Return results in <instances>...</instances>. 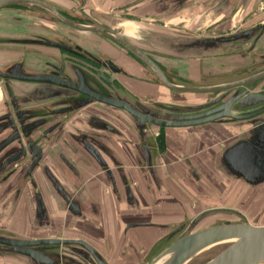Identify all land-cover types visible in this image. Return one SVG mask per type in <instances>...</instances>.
<instances>
[{
  "label": "water",
  "instance_id": "obj_1",
  "mask_svg": "<svg viewBox=\"0 0 264 264\" xmlns=\"http://www.w3.org/2000/svg\"><path fill=\"white\" fill-rule=\"evenodd\" d=\"M28 4L47 10L76 33H93L115 41L140 59L154 76L124 54L114 60L96 48L88 52L80 45L72 48V41L35 23L20 24L27 30L17 35L21 40L3 42L32 47L25 49L29 56H35L30 62L44 65L43 73L28 74L22 62L13 63L0 72V79L39 86L42 101H51L30 112L23 109L25 102L18 100L23 91L11 101L16 105L14 110L31 158L24 176L9 188L8 206L4 209L0 202V261L108 264L96 247L78 235L80 229H68L70 236L62 240L44 233L51 230V220H70L78 223L77 228L85 223L101 230L99 204L92 200L88 190V185L93 184L108 190L113 219L121 228L129 216L154 220L124 226L139 229L134 232L141 238L139 243L144 251L139 257L127 244L128 258L121 256L125 260L122 264H264V226L249 223L241 211L246 205L244 201L239 202V208L203 207L209 199L207 194L226 183L236 185L237 189L240 186L252 192L264 191V56H251L249 51L238 54L248 44L252 32L201 36L111 17L100 19L109 29L83 27L61 17L54 6L43 0H0V10ZM183 6L176 4L175 11ZM126 22L145 30H140L138 38L127 37L120 27ZM138 49L170 58L160 63L191 84L170 78ZM59 50L86 56L102 69L125 77L134 87L127 92L110 90L99 77L66 63ZM257 50L264 54V38ZM253 69L250 74H241ZM71 118H76L78 127L74 132L63 130L61 147L54 156L72 174L66 176L63 169L60 171L64 183L47 166L40 173L43 150L34 137L39 134L41 141L49 140L55 126L59 122L65 125ZM150 125L164 129L169 141L181 148L176 150L181 155L174 150L168 161L161 160L143 137ZM100 142L109 146L114 158L127 160V167L131 166L127 178H113L106 163L111 156L97 145ZM145 157L147 174L140 170ZM208 157L211 160L203 164L202 158ZM80 159L94 162L102 172H107V177L88 182L77 180V170L70 160ZM135 167L139 177L133 175ZM166 173H173L178 181H172L170 176L164 178ZM47 187L54 194L47 193L44 198L40 191ZM22 191L30 193L28 216L20 210L14 217V227L5 230L3 226L11 219ZM140 191L146 201L140 197ZM197 205L202 209L190 217V207ZM221 216L227 219L217 218ZM31 221L36 227L30 225L25 230L24 226ZM34 237L46 238L33 240Z\"/></svg>",
  "mask_w": 264,
  "mask_h": 264
},
{
  "label": "flooded vegetation",
  "instance_id": "obj_2",
  "mask_svg": "<svg viewBox=\"0 0 264 264\" xmlns=\"http://www.w3.org/2000/svg\"><path fill=\"white\" fill-rule=\"evenodd\" d=\"M43 1L51 6H54L58 14L67 21L79 24L83 27L100 26L109 29V27L101 22L100 19H102L101 17H111L122 21L142 23L170 29H175L181 24L182 29L192 27V32L196 35H199V32L205 31L212 33V35H228L233 33V31H251L252 36L248 44L245 45L244 49L238 52V54L249 51V55L251 56H264V54H260L257 50L258 43L264 38V0ZM176 4L184 5L183 9L175 11ZM175 17H178V19H176V21H179L177 24L173 20ZM193 21L196 23L193 24ZM21 23H27L29 25L35 23L39 24L40 26L51 28L56 35L63 36L66 40L72 41V48L80 45L86 52L96 48L98 51H101L114 60H119V57L124 54L125 57L132 59L134 62H136V64L140 65L143 70L147 71L148 75L151 77L154 76L140 59H138L131 52L123 48L115 41L109 40L102 35H96L93 33H76L66 25L56 20L52 15L49 14L47 10L33 4L10 6L0 10V51L4 49H10L9 51H12L13 54L12 56H9V52L5 54V52L2 51L0 54V72H5L12 64L10 63L9 65L7 64L5 66L4 62H13L15 64L22 62L24 64L23 68L26 73H43L42 65H44V63L36 62L35 60H33V63L30 62V59H33L35 56H29L25 52V49H31L32 47L14 44L7 45V43H3L6 40H21L20 38L22 37L17 35L27 31L22 28V25H20ZM137 27L142 29L141 26ZM17 51H21V53H17ZM22 51L24 52L22 53ZM138 51L142 53L148 60L152 61L170 78L176 79L177 81L184 84H191L190 81H187L183 77L177 75L175 72H169L167 68L162 63H160V61L170 58L147 50L143 51L138 49ZM58 53L63 56L66 63L81 68L92 75L99 77L98 80L110 90L127 92L128 88L131 89L134 87L133 84L126 82L124 79L125 77L119 74H113L106 69H102L100 65L96 64L92 59L86 58V56H79L75 53L62 50H59ZM254 71L255 69L251 70L250 72L246 70L241 74H250ZM156 84H158V82ZM257 84L258 83L256 82L253 84V86H256ZM22 91L24 92V95L20 96L18 100L20 102H25L23 109L27 110L28 112L35 108L42 107L51 101H42V98L38 95L40 92L39 86L0 79V202L2 203L1 206L4 209L9 204L8 197L10 194L8 191L11 190H9V188L13 186V182L16 179H19L20 176H24L25 172L27 171V167L30 165L31 156L26 145V140L24 139L21 132L18 116L14 110V106L16 105H13L11 102L14 101L20 93L23 94ZM77 123L78 122L76 118H71L65 125L59 122L55 126V131H53V133L50 135L49 140L41 141L40 138H38L39 134L34 137L37 146L43 150V157L40 161L41 166L39 168L40 173L47 166V168L51 170V173L57 179L62 180V182L65 180L60 173L62 169L66 173V176H72V174L69 173L70 170L68 166L63 165L62 162L58 158H54V156L58 154L57 150L61 147L60 140L62 138L60 137L61 133H63V130H71L74 132L78 127L76 125ZM143 137L153 145V147L151 146L150 148L155 150L157 156L163 161H168L169 154H172L174 150L176 155H181L176 152V150H181V148H176V145H173L172 142L169 141L166 131L162 128L150 125L147 127ZM135 142L139 143L136 141V139ZM97 145H99L100 148L104 149V151L111 156V158H106V163L107 166L111 168L113 178H116L117 180H120L121 177H123V179L127 178V169H130L131 167H127L129 166L126 163L127 160L123 161L122 159L114 158L108 148L109 146L104 145L103 142L97 143ZM139 149L141 150L140 147ZM143 160L145 161L143 165L144 171L142 170L143 167H140V170L142 172H146L147 174L149 171L147 169L146 157ZM138 162L141 164L140 160H137V164ZM70 163H72V166L77 170V176L79 177L77 180H84L88 182L96 178L104 179V176L107 177V172H102L94 162L80 159L76 161L70 160ZM139 166H142V164ZM138 173L139 172H137L135 167L133 170V175L136 176ZM151 175L153 176V173H151ZM169 176L172 181H178V178H176L173 173H166L164 178H168ZM105 186L108 187V185ZM178 188L182 192H185L182 186L178 185ZM121 191L124 192V190L120 189V192ZM40 192L44 198H47V193L50 195L54 194L53 191L48 187L45 189V191L42 188ZM103 192L106 195L108 190H104ZM4 198H7L5 199L6 201L4 200L5 202L2 201ZM106 200L109 203V199L107 198ZM30 202V193L27 194L26 191H22V194L15 206V210L12 213L11 219H9V221L4 225L5 230H10L14 227V217L20 210L23 209V211L26 212V216H28L27 213H29V210L31 209ZM181 206L183 207V203ZM198 208V205L193 206V208L190 207V209H193V211H196ZM104 209L110 211L113 208L109 207ZM48 210L52 212L51 209L48 208ZM111 216L113 222L105 221L103 227L101 228L103 229V232L97 229L94 230V227L90 228V226H86L85 223L77 228L78 223H74L70 220H59L58 222L51 220V230L44 233H47L50 238L62 240L67 239V237L70 236L69 232L67 231L68 229H80L78 235H81L85 242L96 247L100 251V254L106 263L109 261V254L111 255L114 252L117 254V256H119L120 260H122V258H120L121 256H125L124 258L126 259L128 258L126 248V246L128 247L127 244H130L134 251L137 250L134 244H140L139 242L141 241V238L139 236L137 237V233L134 232L138 231L139 229H127V227L121 228L113 219L112 213ZM140 222L142 221L135 220L134 222H131L130 225L141 224ZM30 225L32 227H36L34 222L31 221L26 226H24V229L26 230ZM106 229L111 233L110 236L106 234ZM44 233L42 234L43 236ZM131 233H134L132 235L135 236V238L132 240L129 238ZM44 238L46 237H34L33 240H41ZM145 240L149 242L150 238L145 237ZM118 246L120 247L119 249ZM143 251L144 250L139 248L137 250V255L139 254L142 256Z\"/></svg>",
  "mask_w": 264,
  "mask_h": 264
},
{
  "label": "rangeland",
  "instance_id": "obj_3",
  "mask_svg": "<svg viewBox=\"0 0 264 264\" xmlns=\"http://www.w3.org/2000/svg\"><path fill=\"white\" fill-rule=\"evenodd\" d=\"M176 24L179 21H174ZM193 24L196 22H192ZM176 26V25H175ZM170 27V26H169ZM175 28V27H174ZM181 30H180V29ZM176 30H180L182 32H187V33H192L193 28H186L182 29L181 24L178 25V27L175 28ZM198 34V32H197ZM212 33L210 32H199V35L201 36H208L211 35ZM10 49H4L2 51L9 52L8 55L12 56V51H9ZM0 51V54L2 53ZM17 53H21V51H17ZM19 55V54H18ZM8 56V57H9ZM21 56V55H20ZM211 160L210 158H202L201 162L203 164H206V161ZM236 185L231 186L229 183L223 184L220 186V188L216 190H212L209 194V199L205 205H203L204 208H211V207H227V206H234L236 208H239V202L244 201L246 205L242 208V212L245 214L247 217L248 221L250 224L254 226H264V191L263 193H258V192H252L250 190H246L245 188H241L240 186L238 189L235 187ZM218 192V195L217 193ZM216 195V196H215ZM246 195H249L248 197ZM201 208H198L197 211H191L190 212V217L195 216L197 212H199ZM218 219H227V217H217ZM208 220L207 222H209ZM4 224V223H2ZM4 227V226H3ZM0 264H7L6 262L2 263L0 261Z\"/></svg>",
  "mask_w": 264,
  "mask_h": 264
},
{
  "label": "crops",
  "instance_id": "obj_4",
  "mask_svg": "<svg viewBox=\"0 0 264 264\" xmlns=\"http://www.w3.org/2000/svg\"><path fill=\"white\" fill-rule=\"evenodd\" d=\"M235 22V21H234ZM236 24V23H235ZM122 29H124V34L127 36V37H130V38H138L139 36V33L136 31L135 28H137V26L133 23H122L121 26H120ZM7 53V52H6ZM221 58H219L218 60H220ZM4 60V59H3ZM10 63L13 64V62H4V65L6 66L7 64L9 65ZM210 158V157H208ZM94 187V189H93ZM88 190L90 191L91 193V197L93 200H96L99 204V208H100V215H101V221H102V227H103V224L105 223V221L107 222H113L112 221V216H111V213L113 214L114 212H112V210H105L104 208H109V203L108 201L106 200V195L104 194L103 192V188L100 187V188H97L95 186L92 185H88ZM139 192V191H138ZM140 197L142 198V200L146 201L145 199V195L142 193L141 194V191H140ZM136 219L133 217V216H129L128 218H126L124 220V222L122 223V227H124L127 223H131V222H134ZM140 221L142 222H145V223H151V222H154L153 219H150V218H145V219H141ZM158 222V221H157ZM101 231L103 232V229H101ZM106 234L110 236V232L106 229ZM129 238L130 240H132L133 238H135L134 235H132V233L129 235ZM134 244V243H133ZM135 248L138 250L139 248L142 249L144 248L143 244H134ZM120 247L118 246V249ZM136 251V253H138ZM139 255V254H138ZM132 256H135V254H132ZM140 256V255H139ZM141 257V256H140ZM135 259V258H134ZM108 263L109 264H122L123 262H125V260H120L119 259V256H117V254L114 252L112 253L111 255L109 254V258H108ZM122 262V263H121Z\"/></svg>",
  "mask_w": 264,
  "mask_h": 264
},
{
  "label": "bare ground",
  "instance_id": "obj_5",
  "mask_svg": "<svg viewBox=\"0 0 264 264\" xmlns=\"http://www.w3.org/2000/svg\"><path fill=\"white\" fill-rule=\"evenodd\" d=\"M136 29V31L138 32V33H140V30H142V31H144L145 29H139L138 27L137 28H135ZM202 264H205V263H202Z\"/></svg>",
  "mask_w": 264,
  "mask_h": 264
}]
</instances>
